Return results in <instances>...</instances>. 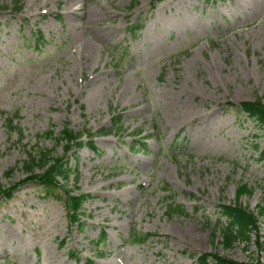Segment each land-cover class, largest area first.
I'll list each match as a JSON object with an SVG mask.
<instances>
[{
    "label": "rangeland",
    "instance_id": "rangeland-1",
    "mask_svg": "<svg viewBox=\"0 0 264 264\" xmlns=\"http://www.w3.org/2000/svg\"><path fill=\"white\" fill-rule=\"evenodd\" d=\"M262 95L264 0H0V184L16 187L0 200V264L250 263L256 238L225 249L212 236L217 207L235 201L257 215L264 264L261 132L234 108ZM65 124L96 151L38 138ZM36 147L77 179L50 195L22 183ZM64 191L90 195L80 227ZM169 194L186 216L166 212ZM131 231L152 236L132 245Z\"/></svg>",
    "mask_w": 264,
    "mask_h": 264
},
{
    "label": "trees",
    "instance_id": "trees-1",
    "mask_svg": "<svg viewBox=\"0 0 264 264\" xmlns=\"http://www.w3.org/2000/svg\"><path fill=\"white\" fill-rule=\"evenodd\" d=\"M157 2H162L163 0H156ZM20 1H14L12 7L10 8L13 12L18 13L21 11ZM140 26L134 25L128 29L129 34H134ZM39 42H43L42 38L39 36ZM237 112L243 113L246 117L252 120L259 127L261 132L262 139V150L258 154V161H264V95L261 97H256L251 102H243L234 107ZM15 118H6L5 123L8 130L13 131L14 125L13 121ZM112 120V129L120 128V118L115 116L111 118ZM53 138L56 146L62 145L63 153H67L69 150L75 148V150L80 149L82 146H86L92 151H96V148L92 144V135L86 129L75 132L70 129L67 124L59 131L57 136H54V131L49 130L42 135H39L38 138ZM86 138V141H83L82 138ZM258 146H255L257 149ZM22 170L25 174L24 182L22 183H35L41 186L44 190L45 195H50L57 193V190L62 188L63 185L60 182L66 184L68 182L69 176L73 174L74 179H77L76 169L70 170L67 167V161L63 160V157H54L53 150L50 149H41V148H32L26 153V160L21 164ZM16 187H4L0 184V200H10L13 193L16 191ZM246 192L245 186H241L238 189V194ZM65 196L63 202L65 208L67 209L68 222L70 227L77 225L82 226L79 218L82 216V205L90 198L89 194L75 193L72 194L70 191H64ZM59 195V194H57ZM170 195V194H169ZM171 196V195H170ZM167 196L165 199V208L168 214H174L178 216H186L185 209L174 202V197ZM57 199L61 200V197L56 196ZM262 206L260 208V213L264 209V194ZM219 210V218L216 223L212 225V236L214 237L215 233L220 234L221 245L225 249L232 248L236 243H243L246 246H249L256 241V251H262V248L258 243V218L257 215H254L253 212L248 211L243 208L240 204L233 203L231 205H220L217 207ZM152 234H136L131 231L128 236V241L130 244H144ZM104 241L103 233L100 234L99 238L95 241V244L101 245ZM63 244H61L62 246ZM255 257H252L250 263H238L233 260H230L226 257L220 256L216 252L203 253L197 256L195 259L196 264H260L258 253ZM76 261L79 262L78 259ZM82 264H94L91 260H86Z\"/></svg>",
    "mask_w": 264,
    "mask_h": 264
},
{
    "label": "bare ground",
    "instance_id": "bare-ground-1",
    "mask_svg": "<svg viewBox=\"0 0 264 264\" xmlns=\"http://www.w3.org/2000/svg\"><path fill=\"white\" fill-rule=\"evenodd\" d=\"M86 49H87V50H85V48H83V51H84V52L86 51V54H87V55H90V53L92 52L91 48H87V47H86ZM183 114H185V113H183ZM194 124H195V125H198V124H199V121H197V122L194 123Z\"/></svg>",
    "mask_w": 264,
    "mask_h": 264
}]
</instances>
